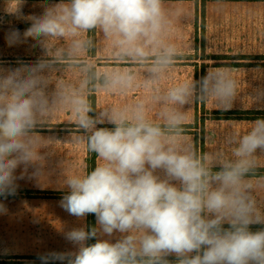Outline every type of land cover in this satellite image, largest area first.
Listing matches in <instances>:
<instances>
[{
    "label": "clouds",
    "instance_id": "9594fccd",
    "mask_svg": "<svg viewBox=\"0 0 264 264\" xmlns=\"http://www.w3.org/2000/svg\"><path fill=\"white\" fill-rule=\"evenodd\" d=\"M25 3L4 0L0 24H8L6 42L11 47L31 38L43 55L34 63L0 67V196H14L30 166L40 173L45 142L37 129L54 103L71 111L84 134L76 142L86 140V151L98 161L91 171L65 174L69 192L60 201L80 220L94 214L95 225L65 232L75 251L42 254L41 264H264V207L256 195L264 190V118L230 132L226 152H197L184 138L182 107L194 94L201 103L229 106L239 87L235 78L227 71L206 73L193 78L198 85L183 81L169 88L162 97L163 124L149 118L143 103L96 115L82 91L65 85L54 102L47 72L53 61L74 60L88 50L91 41L84 34L101 30L119 58L150 59L158 78L178 54L170 39L172 22L162 0H59L28 16L30 26L21 33L5 17L22 19ZM60 39L68 40L67 47L56 46ZM134 79L131 73H109L103 87L127 89ZM89 83L84 80L81 88ZM254 99L264 104V89ZM104 123L113 127H97ZM0 214H7L3 203ZM252 225L262 227L253 231Z\"/></svg>",
    "mask_w": 264,
    "mask_h": 264
},
{
    "label": "crops",
    "instance_id": "0c3cea01",
    "mask_svg": "<svg viewBox=\"0 0 264 264\" xmlns=\"http://www.w3.org/2000/svg\"><path fill=\"white\" fill-rule=\"evenodd\" d=\"M57 2H59V0H26L22 10V19H15L12 17H5V19L10 20L12 25L23 33L30 26V21L27 19L28 16L40 14L45 6ZM162 3L164 8L179 7L178 5L167 4L172 3L168 0L162 1ZM3 7L4 0H0V15H4ZM222 10H226V13H222ZM224 14H226L225 20H229L231 23L221 27L219 31L216 32L215 26L220 24L224 18ZM180 27L183 30L182 33L188 35L191 24L189 22H182ZM204 30L205 23L203 18V50L204 34L208 40L209 38L217 39L216 45H225L229 43L231 45L238 44L242 47L255 49V53L252 56L215 55L211 57L210 61L223 66H208L206 71H204L203 66V75L206 73L211 75L216 72L227 71L235 78L239 85L237 93L229 106L226 107L212 100H208L203 103L204 110L211 112L221 109L264 111V104H258L254 99L255 91L257 89H264V0H254L250 2L235 1V3H231L229 8L215 7L214 10L210 12L209 23L206 24V30ZM7 31L8 24H0V67H16L18 66L17 61L34 63L43 55L41 48L39 46H34L35 42L31 38H28L25 43L11 47L8 46L5 39ZM67 45L68 40L66 39H60L56 44L57 47H67ZM81 57L82 55L74 60L65 59L62 61H53L47 75L50 81L48 89L49 95L54 102L56 101L60 85L67 86L69 90L82 91L81 84L86 80V74L80 66ZM215 57L226 58L216 59ZM200 59L201 57L195 56L193 58L176 60L195 64ZM202 60L204 62V58ZM245 62L251 64H234ZM191 65L192 64H182L180 66L170 65L158 78L152 76L151 66H145V64L138 65L136 71L127 72L133 74L135 78L137 77L135 85L123 89L122 92L138 90V95L142 94V100L140 99L142 103L145 102V95H148L149 101H153L154 96L158 95L157 97L159 98H156L152 108L156 110L161 109L159 105V102H161V95L165 94L166 91L174 85L183 82V78L180 76L181 68L178 67L190 69L191 67L188 66ZM193 78L194 77L191 75L189 81L193 82ZM149 80H153L151 87L146 86V81ZM98 87L104 89L103 84L98 85ZM83 92H85V88H83ZM189 110H191V108H189ZM211 112L206 113L207 117L203 115L204 124H202V128L204 133L201 131V152H226V136L234 129L243 130L248 122L257 119H213L209 117ZM188 122L191 125L190 121ZM188 122H186V127L190 126ZM194 131H196V128L184 129V138L192 145ZM37 135L45 142L41 149L44 162L40 170L46 174V182H44L43 185H26L24 188H17V192L14 196H7V198L0 196V200L15 201L18 204V207L15 209H9L10 203L4 204L7 208V214H0L2 220L5 218L10 219L12 216H15L17 218L13 220L23 221L25 223L28 222L27 227H25L24 223L20 225L24 227V231L28 237L26 244L24 243V247L30 248V251H28L30 254L24 256L14 254L18 253V251L10 250L9 253H0V255L12 256L14 254L12 257H32L34 261H41L39 259L40 255L48 252L75 251L74 246L64 238L63 233L72 228H76L75 225L77 228L82 226L83 220H85L86 217L80 220L68 214L60 206L62 197L69 192V189L64 185L63 181L67 172L76 171L82 167L87 168L86 159H88L90 154L86 151V140L85 143L76 142L77 138L83 137L84 135H82L80 129L76 126L71 111L68 108L60 107L58 103L53 104L51 114L42 121L40 128L37 129ZM261 159L264 160V157ZM96 162L98 161H96L95 156L94 167ZM33 172H35V168L30 166L25 173L31 175ZM52 176L54 177L53 179ZM256 195L258 202L264 207V190L257 192ZM57 222L62 223L59 229H57L56 226ZM52 225L55 226V228H52ZM1 247L4 250H8L4 245Z\"/></svg>",
    "mask_w": 264,
    "mask_h": 264
},
{
    "label": "rangeland",
    "instance_id": "374dc122",
    "mask_svg": "<svg viewBox=\"0 0 264 264\" xmlns=\"http://www.w3.org/2000/svg\"><path fill=\"white\" fill-rule=\"evenodd\" d=\"M165 1V0H162ZM172 3H167L170 5H178V8H165L169 13V18L172 22V31L170 33V39L174 42L178 47V54H185V55H178L175 58L172 65L180 66L182 64H192L190 69L185 67H178L181 68L180 76L183 78V81H189V78L194 77V79L202 78L203 75V66L204 71L208 66H223L219 65L216 62H212L211 57L213 56H225L219 54H228V55H246L252 56L255 53V49L249 47H242L238 44H229L226 43L225 45H216L217 39L209 38L204 34V50L202 49L203 44V18L205 23V30L206 24L209 23L210 19V12L214 10L215 7L220 8H229L231 3H235V1H242V2H250L254 0H168ZM222 13H226V10H222ZM226 14H224L223 20L220 24L215 26V31H219L221 27H224L227 24H230L231 21L225 20ZM182 22H189L191 24V29L188 32V35L183 34V30L181 29ZM204 30V31H205ZM207 33V31H206ZM84 38L91 41V46L88 50L82 55L80 66L81 69L84 70L86 74V79L90 80V83L85 88V92H82L87 97L89 103L93 108V112L96 115L104 112L106 109L111 108H122V107H132L135 106L142 100V94L138 95L137 91H123L122 90H105L98 87L100 84L99 81H102L101 75H106L113 72H124L127 73L128 71H136L138 65L145 64V66H151V60L145 62H137L130 58H119L116 55V52L109 40L106 39L103 32L99 29L92 30L87 34H84ZM189 53V54H188ZM201 57L197 63L186 62V61H179L176 59H185V58H193V57ZM204 58V62L203 59ZM216 59L219 58H226V57H215ZM240 58V57H239ZM241 58H248V57H241ZM236 65L245 64L250 65L248 62L245 63H234ZM228 65V64H225ZM225 67V66H224ZM101 76V78H100ZM137 81V77L134 79L133 85H135ZM194 84H199V81L193 80ZM97 86V87H96ZM166 89V88H165ZM121 91V92H120ZM198 93V88H197ZM158 95L154 96L153 101H149L148 95H145V102L143 103L145 108L147 109V114L149 118L156 123L163 124V120L161 118V113L167 107L166 103L162 99L164 94L161 95L159 105L161 109H153V103L156 101ZM191 108V110H189ZM187 114L186 122L190 121L191 125L184 129H191L196 128L194 131V136L192 137L193 147L197 152H201V145H202V132L204 130L202 128V124H204V117H207L206 113L211 111L204 110L203 103L200 102L198 99V95L194 94L191 101L182 107L181 109ZM90 115H93L90 113ZM191 115V118H190ZM204 115V117H203ZM209 117L213 119H232V118H241V119H253V118H262L264 117V111H237L235 109H221V110H213ZM189 119V120H188ZM97 127H108L112 128L113 125L104 123L97 125ZM202 129V130H201ZM202 131V132H201ZM81 132V130H80ZM82 133V132H81ZM185 134V133H184ZM82 135H84L82 133ZM90 155L88 156V159ZM46 160V159H45ZM47 162V160H46ZM83 168V167H82ZM22 168H18L16 170V175L19 177L22 172ZM74 170V169H73ZM54 177L52 176V179ZM51 179V180H52ZM46 180V174H44L41 170L39 174H34V172L30 174H26L24 172V178L17 180L18 188H24L26 185H43ZM12 198V197H9ZM0 203L9 204V209H15L18 207V204L15 201H7V200H0ZM1 216V215H0ZM17 217L12 216L10 219L5 218L2 220L0 218V253L7 254L11 251H18L19 255H29L30 248L24 247V243L27 242V236L24 231V227L20 224L24 223L25 227H27V223L23 221H16L13 220ZM93 226L95 225V216L93 217ZM87 223V216L86 219L83 220V225L86 226ZM62 223L57 222L56 226L57 229L61 226ZM77 228V226L75 225ZM81 227V226H80ZM21 228V229H20ZM52 228L55 226L52 225ZM64 235V233H63ZM57 240V239H56ZM31 242V241H30ZM95 243V238H94ZM2 245L6 246L8 250L2 249ZM73 246V245H72ZM75 249V247H74ZM13 254V255H14ZM12 255V256H13ZM12 256H4L0 255V264H39L37 262H29L22 257H12ZM23 256V257H24ZM168 258H175L170 256ZM50 264H62L61 261L51 262ZM66 264V262H65Z\"/></svg>",
    "mask_w": 264,
    "mask_h": 264
},
{
    "label": "trees",
    "instance_id": "16d2710c",
    "mask_svg": "<svg viewBox=\"0 0 264 264\" xmlns=\"http://www.w3.org/2000/svg\"><path fill=\"white\" fill-rule=\"evenodd\" d=\"M249 64H251V63H249ZM101 76H102V81H99V82H100V84H103V77L104 76L103 75H101ZM101 76H100V78H101ZM89 154H90V158L86 159V165H87V170L91 171V170L94 169L95 154L94 153H89ZM260 175L264 176V169L261 170ZM93 217H94V214L87 215V223H86L87 227L93 226V221H94ZM260 227H262V226L261 225H252L251 226V230L256 231ZM87 243L88 244L94 243V238L89 240V241H87ZM22 259H25V260H27L29 262H37V263L41 264V261H34V258H32V257H22ZM168 259L170 261H173V262L175 261V258H168ZM31 264H35V263H31Z\"/></svg>",
    "mask_w": 264,
    "mask_h": 264
}]
</instances>
